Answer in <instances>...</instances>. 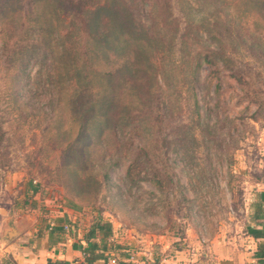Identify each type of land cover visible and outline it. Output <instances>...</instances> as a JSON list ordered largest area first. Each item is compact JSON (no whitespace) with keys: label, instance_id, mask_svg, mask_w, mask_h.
I'll return each instance as SVG.
<instances>
[{"label":"rangeland","instance_id":"obj_1","mask_svg":"<svg viewBox=\"0 0 264 264\" xmlns=\"http://www.w3.org/2000/svg\"><path fill=\"white\" fill-rule=\"evenodd\" d=\"M260 1L0 0V205L47 221L67 208L80 239L109 221L105 254L130 261L190 225L242 233L264 203ZM78 67L96 70L90 87Z\"/></svg>","mask_w":264,"mask_h":264},{"label":"crops","instance_id":"obj_2","mask_svg":"<svg viewBox=\"0 0 264 264\" xmlns=\"http://www.w3.org/2000/svg\"><path fill=\"white\" fill-rule=\"evenodd\" d=\"M7 197V203L0 205V231L2 230L3 233L0 237V264H49L50 261L56 264H62L61 261L64 264H86L83 250L91 246L86 239L87 233L80 239V233L77 230L66 229L73 213H70L67 208L64 210L54 208L51 209L50 215L45 211L48 218L54 216L53 220L47 221L40 218L38 214L30 219L23 215L18 216V210L12 211V206L16 209L15 200L12 199L13 204H9V195ZM259 203H262L259 215L256 214L255 204L251 209L249 208L250 210L248 209V215L253 221L245 223L246 229L242 233L235 228L223 230L221 223L219 230L207 240L205 236L202 239L197 237L196 228L198 230L201 226L198 228L190 225L187 229V237L182 239L184 242L180 243L178 248L167 245L162 250L165 254L159 255L154 249L146 247V251L136 254L137 260L134 259V262L264 264V236H259L264 235V203L263 201ZM230 225L236 226L237 223L230 221ZM14 229L17 233L9 237V232ZM254 231H257V236L254 235ZM94 240L101 243L100 234ZM204 242L206 244H203ZM87 243L89 246H85ZM262 244L263 247L260 249ZM169 248H171L170 252L167 251ZM96 262L97 260L94 263L97 264Z\"/></svg>","mask_w":264,"mask_h":264},{"label":"trees","instance_id":"obj_3","mask_svg":"<svg viewBox=\"0 0 264 264\" xmlns=\"http://www.w3.org/2000/svg\"><path fill=\"white\" fill-rule=\"evenodd\" d=\"M85 4L87 5V3L85 2ZM259 4H260V6L264 9V0H262V1H260L259 2ZM86 11H87V7L86 6H84V4L82 5V4H80L79 6H78V13L80 12V17H82L83 18V16L82 15H85V13H86ZM125 27H126V25L125 24H122L120 21H119V26H118V28L119 29H121V31H123V30H125ZM95 30H97L96 32L98 33V34H101L100 33V26L98 25V24H96L95 25ZM146 35V39H149L150 37H149V34L148 33H146L145 34ZM120 37L121 36H119V37H116L118 40L120 39ZM130 37H132V35L130 36H128L127 38H130ZM102 38H103V36H102ZM105 38H106V36H105ZM97 39H98V37H97ZM124 39V38H123ZM122 39V40H123ZM145 41L146 40H143L142 38H141V40H139V41H137L136 43H137V45L135 46V48H136V53H138V54H141V53H143L140 49H141V47H143L144 49L146 48L145 47ZM103 42H104V39H103ZM124 42H126V40H124ZM147 49V48H146ZM102 54L103 55H106V53L105 52H103L102 51ZM206 62H212L210 59H209V56L208 57H206ZM142 65H138V66H140V67H138V66H135V67H133V70L136 72L137 70H138V72L139 71H141L144 75H149V74H154L155 75V77H156V80H158L159 79V70L158 69H153V68H155V67H153L152 69L146 64V63H141ZM76 72L78 73V79H76L77 80V86H79V87H86V88H88V87H90L91 85H92V78L93 77H91L90 78V74L92 75V74H95L94 72H96V70L95 69H92V68H90L89 70L87 69V71H85V67H81V68H77L76 69ZM90 73V74H89ZM98 75H100L101 74V72L100 73H97ZM110 74H112L111 73V71H108V73L107 74H105V76H107V75H110ZM102 76H104L103 74H102ZM104 76V77H105ZM132 76H133V73H132ZM109 78H107V80H108ZM113 89V84H111V90ZM111 101H106V103L107 104H110L113 100L112 99H110ZM106 103L104 104V105H106ZM100 116H101V118L102 119H104V117L101 115V113H100ZM88 121H89V118L87 119ZM105 120V119H104ZM106 121V120H105ZM81 125H82V127L83 126H86V125H88L87 124V121H86V123H85V121L83 120L82 121V123H81ZM81 127V128H82ZM261 205H262V203H257L256 205H255V208H256V214H260V212H261ZM112 224H111V222H109V221H103V220H101V219H98V220H96L95 222H94V224H93V226L89 229V231H88V233L86 234V239L90 242V247L89 248H86V249H84L83 250V253H84V257H85V261H86V264H95L94 262L96 261V260H98V259H100V258H103V259H107L108 257V254H105V247H102L103 245H104V243H102V242H104V239L105 238H107L108 236H110L111 234H112ZM98 234H101V243H99L97 240H94V238H96L97 237V235ZM254 235L255 236H257L258 235V233H257V231H254ZM259 236H264V235H259ZM261 247H263V244L262 245H260V249H261ZM261 252V251H260ZM262 253V252H261ZM61 263L62 264H64L63 263V261H61ZM49 264H56V263H54V262H51L50 261V263ZM132 264H145V263H142V262H132ZM150 264H158L157 262H153V263H150Z\"/></svg>","mask_w":264,"mask_h":264},{"label":"built area","instance_id":"obj_4","mask_svg":"<svg viewBox=\"0 0 264 264\" xmlns=\"http://www.w3.org/2000/svg\"><path fill=\"white\" fill-rule=\"evenodd\" d=\"M134 261L121 259L118 256L110 255L105 261L104 264H132Z\"/></svg>","mask_w":264,"mask_h":264},{"label":"water","instance_id":"obj_5","mask_svg":"<svg viewBox=\"0 0 264 264\" xmlns=\"http://www.w3.org/2000/svg\"><path fill=\"white\" fill-rule=\"evenodd\" d=\"M16 233H17V230H16V229L11 230V231L9 232V237L14 236Z\"/></svg>","mask_w":264,"mask_h":264}]
</instances>
